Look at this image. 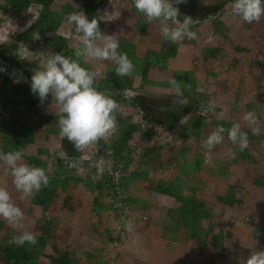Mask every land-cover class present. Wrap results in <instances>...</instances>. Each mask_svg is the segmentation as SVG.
I'll list each match as a JSON object with an SVG mask.
<instances>
[{"label": "rangeland", "instance_id": "1", "mask_svg": "<svg viewBox=\"0 0 264 264\" xmlns=\"http://www.w3.org/2000/svg\"><path fill=\"white\" fill-rule=\"evenodd\" d=\"M84 2L85 0H56V3H67L74 8L82 6ZM232 3L233 0H229L220 6L218 0H187V3L177 5L180 11L199 6L211 8L215 6L213 15L197 20L198 22L192 25L191 30L197 33V39H185L174 43L175 47L177 45L178 54L180 53L179 59L187 57L193 78L191 82L179 81L183 96L189 101L184 107L191 108V113L185 116L182 122L190 124L198 120L200 122L198 133L191 134L193 132L191 130L188 136L182 138L179 137L180 125L167 131L156 124L140 121L143 136L142 140L137 139L132 143L134 149L131 156L135 164L128 173L134 170L132 180L138 187L144 188L142 192L147 194L143 199H139L142 205L124 210L121 216L116 215L114 225H107L104 221L101 223L100 226L103 228L100 230L108 228L110 232L111 241L108 248L99 250L98 236L105 235L95 231L96 224L92 223L95 213L99 210L109 212L110 200L107 198L106 187L97 185L96 178H92L91 183L87 179L85 181L77 160L62 158L58 139H54L50 150L58 153L60 158V164L53 162L51 165L55 170L54 174L57 175L55 180L59 182L60 178L75 177L80 183L83 180L90 184L85 190H80V187L78 190L75 189L65 201L60 197L39 206L31 202V197L20 199L21 194L16 192L14 186L12 187V178L5 174V166L0 162V187L7 188L25 215L22 222L24 228H14L0 218V252L12 236L33 229L37 243L18 246L28 251L31 256L24 262L25 264H52L47 258L40 256L45 251V247L40 245L41 238L46 241L48 247L52 240H55L59 249L64 248L72 252L77 258L76 264H244L252 252L264 250L261 243L264 239V17L259 22L248 24L232 13ZM128 7L122 0H107L103 7L97 9L95 18L100 23L102 34H115L120 42L134 39L135 30L142 31L143 35L147 33L146 36L150 34L151 24L142 14L130 13ZM67 17L68 14L63 13L59 19L60 23L69 25L70 29L60 33L69 39V49L75 53L82 34L76 33L75 26L67 23ZM35 18L32 9L17 13L0 9V43L14 45L15 41H10L13 36ZM209 35L212 37L211 42L208 41ZM41 39L42 34L34 33L31 42L28 40L17 42L11 51V55L17 58L20 56L29 60L32 65L28 70L32 72L45 62L48 53L57 52L53 48L40 46L38 41ZM158 39L170 43L162 34ZM136 43L145 49L148 48L146 46L154 45L145 35ZM154 48L147 50L146 54L155 51ZM102 62L113 64L111 61ZM113 67L112 72L115 73V66ZM3 69H7L9 73L4 89L12 92L17 81L24 79V75L21 68L16 65L7 67L6 63H1L0 74ZM159 72V76L154 80L160 82L158 85L163 88H152L150 91L158 96L163 94L170 97L151 100L154 102L147 106L150 115L157 119L162 117V114L155 111L154 106L159 103L174 105L173 100L176 99L173 87L166 88L167 80L182 76L180 72H176L175 76L170 78L165 72ZM3 80L4 77L0 76V114L4 117L10 109L1 105ZM45 103L55 111L57 105L52 104V96L48 97ZM124 107L133 115L132 119L139 122L138 114L131 113L133 110L130 106ZM247 112L256 113L259 134L254 135L252 126L243 120ZM233 123H239L241 131L248 134V147L244 151L249 159L244 157L241 160L237 157L243 151L239 150L238 144L228 139L225 131L222 134V142L210 150L211 162L205 164L204 153L209 150L202 147V141L219 127L230 129ZM15 141L9 137H1L0 150L22 151L20 142ZM141 142L153 145L157 152L149 153L148 157L144 146H140ZM90 149L92 148L84 152L93 151ZM233 152L236 154L234 159L231 155ZM142 157L146 158L141 160ZM50 158L51 161L53 157ZM69 161L75 166H69ZM180 168L183 170L180 171ZM85 174L90 176L91 172ZM152 186L158 189L166 186L172 188L171 190L178 188L184 198L196 205L192 210L193 214L197 210L200 211L198 212L200 224H204L202 220L204 213L212 214L209 223L213 226L215 236L219 238L216 248L210 246V239L206 237L198 241L184 240L183 230L179 228L175 231L173 223L167 216V209L179 206V202L173 195L158 198L150 196ZM225 192H228V199H235L228 208L219 207L215 198V195H223ZM92 198L99 203L93 205ZM198 204L202 206L199 207ZM78 209L81 211L72 213L71 219L67 220L68 224L82 217L80 221L88 217L89 222L83 225L79 222L73 227L61 224L65 215L63 211L71 212ZM164 227L166 230L162 231ZM51 233L54 239H50ZM50 249L47 251L51 253Z\"/></svg>", "mask_w": 264, "mask_h": 264}, {"label": "trees", "instance_id": "2", "mask_svg": "<svg viewBox=\"0 0 264 264\" xmlns=\"http://www.w3.org/2000/svg\"><path fill=\"white\" fill-rule=\"evenodd\" d=\"M106 1L107 0H85L82 6L74 8L67 3H56V0H0V9H6L9 13L25 12L27 9H32L33 13L36 15L35 20L30 22L23 30H20L18 32L19 34L17 33L13 36L10 41H15V44L20 41H30L33 39L34 33L38 35L42 34V39L38 41L40 46H45L51 49L53 48L57 52H63L67 57L76 59L74 50L72 51L69 49V39L62 36L60 33V31L67 32L70 29L69 25L67 26L60 23V15L63 13L69 15L73 12H80L79 9H81L89 19H92L95 18L97 9L103 7ZM227 1L229 0H218V3H221L220 6H223ZM122 2L129 6L128 9L130 13L134 15L141 14L132 3L133 0H122ZM213 7L199 6L198 8L183 9L180 11L178 19L182 22L184 16L188 15L196 21L202 20L204 17H209L211 14L213 15L215 12ZM203 14H205V16H202ZM151 26L152 28L149 31L150 34L147 36V33L144 34L145 37L149 39L150 43L154 44L151 47L146 46L148 48L145 49L136 43L137 40L144 37L140 30L134 31V39L130 41L125 40V42H120L118 40L120 45L118 51L126 52L135 66L131 76H116L115 73L112 72V69L114 68L113 65L116 67L114 63L109 65L106 64V62L90 60L87 57L79 58L82 67L90 71H96L97 69L100 70L101 76L97 78L95 85L99 91L104 92L105 94H111L121 105L120 111L116 113L118 122L117 132L112 135L107 142L100 140L89 147L93 149V151L89 152H76L73 145L66 138L62 140L60 136H58V106L55 111H52L47 103L44 102L41 104L37 99L38 96L31 92L30 85L33 72L28 70V67L31 66L32 63L20 56L17 58L15 55H11L12 48H14L15 44L8 46V43H0V65L1 63H6L7 67L13 65L19 66L24 75V79L16 84L15 89L12 92H7V90L4 89V84L9 76V73H7L8 70L3 69L2 74H0V76L4 77L2 82L3 88L1 89V105L10 109L6 116L3 117L0 114V139L1 137H9L12 140L19 141V146L22 147V152L24 153L23 159L30 165L44 168L46 174L49 176V186L42 187L34 197L30 198L31 202L35 205L42 206L46 201L50 202L52 199L60 197L65 201L75 189L78 190L77 188L80 187V190H85L87 185L91 183V179L96 178L97 176L95 179L97 180V183H95L102 187L105 185L107 198L110 200L109 212L104 209L99 210V212L95 213V219L92 222L96 224L95 231H100V233H103L106 236H102L101 234L98 236V246L100 251L106 250L108 248V243L111 241L108 228L100 230L103 228L100 226L101 223L105 222L107 225H114L116 215L121 216L123 215L124 210L134 207L137 204H143L141 200L135 198L134 193L138 190L137 188H139L131 178L135 172L128 173L129 170L125 167L126 164L131 161L132 166L135 164L133 162L134 158L132 159L131 156L132 149H134L132 143L134 141L136 142L137 139L142 140L141 136H143V134L140 127V121H144L148 124H156L162 129H167V131L168 129H174V126L176 125H180L179 137L181 136L182 138L188 136L191 130L193 131L191 134L198 133L199 129L200 122H198V120L190 124L189 122L187 124L182 122L184 117L191 113V108L159 103L154 106V110L158 111L159 114H162V117H159L158 119L153 118L150 115L149 110L146 108L150 102L155 101L154 99H151L152 97H156L157 99L162 97L165 98V96L166 99H169L170 97L169 95L163 96V94L158 96L150 91L152 88H163L158 85L160 82H157L156 80L154 81V79L159 76V71L165 72L170 78L174 77L176 72H180V74H182L181 77H174L178 83L179 81H181V83L193 81L187 57L179 59L180 53L178 54V49L176 48L177 45L175 47L174 43L168 44L158 39V36L162 34L160 31L161 26L158 21L151 23ZM152 48L156 50L147 52L146 54V51L152 50ZM155 69L159 71H156ZM167 81L169 82V80ZM168 82L166 83V88L171 89L170 87H172V85ZM49 97H51L50 94ZM124 105L132 108L133 111L131 113L138 114L139 122H135L132 119L133 115L127 112ZM54 139H58L59 153H65V158L67 159L77 160L78 166L81 169L80 173H83L84 180L86 181L87 179L90 183L83 182V180L82 183H80L77 181L78 178L75 177H72V179L60 178L58 179L59 182L55 180L57 175L54 174L55 170L51 168V165L53 162L54 164H60V158L58 153L50 150V146ZM150 145L151 144L145 142L140 143L141 147L144 146L143 149L145 152H148L146 154L148 157L150 156L149 153L153 154L157 152V148ZM51 156L53 159L50 161ZM237 157L241 160L244 157L249 159L248 154H246L245 151ZM145 158L146 157H142L141 160H144ZM182 159L185 160V157ZM105 167L111 169L119 167L121 172L120 177L117 180H112V176L105 171L107 170ZM179 170L182 171L183 168L182 170L181 168ZM88 171L91 172L90 176L89 174H85ZM1 183L4 184L3 182ZM171 189L172 188L169 186H166L165 188H161L159 193L165 196L173 195L175 200L179 202V206L167 209V216L173 223V229H175V231L179 228L183 230L182 237L186 241H198L202 237L209 238L210 246L215 249L218 245L219 238L215 236L213 226L209 223L211 214L204 213L202 215V217L204 216L202 218L204 224H200L201 218L198 216V212L200 211L197 210L194 214L192 212L196 205L184 198L178 188H174V191ZM227 194L228 192H225L223 195L216 196L217 205L219 207L228 208L235 202V199H228ZM76 195L78 196L79 194ZM92 199L93 205L99 203L95 198ZM190 206L191 208H189ZM197 206L200 207L202 205L198 204ZM80 211L81 209L73 210L71 212L68 210L63 211V214L65 215L61 224L73 227L75 224L78 225L79 222H81L82 225L89 222L90 219L88 217H85L80 221L83 218L82 217L79 220L72 222L73 224H68L67 220L71 219L70 215L72 213H79ZM55 226H57V224ZM165 227L162 231L166 230ZM33 231L34 229L32 231L30 230V232ZM53 231L54 230H52V232ZM49 237L50 239L55 238L52 233ZM41 239L40 245L45 247V251L40 254L41 257L47 258L52 264H76L77 258L73 256L72 252H69L64 248H62V250L59 249L55 240H52V243H50L51 245L48 247L46 241ZM261 243L264 248V239ZM7 245L0 252V264H25L24 262H27V259L29 260L31 257L28 251H24L22 247ZM47 249H50L51 253L47 251Z\"/></svg>", "mask_w": 264, "mask_h": 264}, {"label": "clouds", "instance_id": "3", "mask_svg": "<svg viewBox=\"0 0 264 264\" xmlns=\"http://www.w3.org/2000/svg\"><path fill=\"white\" fill-rule=\"evenodd\" d=\"M134 6L149 24L158 21L163 38L170 43L181 42L185 39H197V33L191 30L194 20L185 15L181 22L180 9L177 5L187 3V0H133ZM232 13L242 21L252 24L264 17V0H233ZM105 15H108L105 13ZM67 23L75 26V32L82 34L80 43L76 45L75 57H67L63 52L48 53L45 62L33 70L31 76V92L38 96L43 104L49 97L59 108V136L67 139L76 152H84L100 140L105 142L118 130L116 113L121 105L112 97L98 90L95 82L101 76L99 69L90 71L81 66L79 58L90 60L111 61L115 67L116 76H131L135 66L126 52L118 51L120 45L117 35H104L96 18L89 19L83 11L68 15ZM211 35L208 41L211 42ZM19 82V81H17ZM176 99L173 104L185 106L189 103L183 96L180 84L173 78L169 80ZM243 120L252 126V133L259 134V120L255 112H247ZM227 131L228 139L238 144L242 152L248 147V134L241 131L239 123H233L230 129L219 127L202 141V147L209 151L204 153L205 164L211 162L210 150L223 140ZM20 150L4 152L0 150V162L5 166V174L10 175L20 199L34 197L42 187H48L50 178L44 168L33 166L23 159ZM61 153V157H65ZM235 158V153H231ZM69 166H75L69 161ZM0 218H3L14 228H24L23 210L14 201L6 187H0ZM35 245L36 235L23 231L8 240V244L22 246ZM244 264H264V250L252 252Z\"/></svg>", "mask_w": 264, "mask_h": 264}, {"label": "crops", "instance_id": "4", "mask_svg": "<svg viewBox=\"0 0 264 264\" xmlns=\"http://www.w3.org/2000/svg\"><path fill=\"white\" fill-rule=\"evenodd\" d=\"M155 81V80H154ZM142 93V92H141ZM151 99H157L156 97H152ZM183 157V156H182ZM126 168L127 167H129V168H127L129 171H130V168L132 167V162H130V163H127L126 164V166H125ZM131 172H133L134 173V170H131ZM178 180H182V179H178ZM153 187V186H152ZM154 188V187H153ZM153 188H152V190L150 191V193H149V195L150 196H153L154 198H158V197H165V195H163V194H161V193H159V191H160V189H158V188H154V190H153ZM138 189V190H137ZM136 190V192L134 193L135 194V198H137L138 200L139 199H143V197H145V195L147 194V193H143L142 191H143V189L144 188H140V186H139V188H137ZM219 196V195H218ZM215 198H216V195H215ZM146 201V200H145ZM138 206H139V204H137ZM141 205V204H140ZM212 215V214H211ZM176 234V233H175ZM183 235V234H182ZM173 239H175V236H174V238ZM187 241H189V240H187Z\"/></svg>", "mask_w": 264, "mask_h": 264}, {"label": "built area", "instance_id": "5", "mask_svg": "<svg viewBox=\"0 0 264 264\" xmlns=\"http://www.w3.org/2000/svg\"><path fill=\"white\" fill-rule=\"evenodd\" d=\"M105 165V164H104ZM106 168V167H105ZM107 170H105L109 175H111V179L112 180H117L119 177H120V170H119V167L118 168H114V169H111V168H106ZM97 178V176H96Z\"/></svg>", "mask_w": 264, "mask_h": 264}, {"label": "flooded vegetation", "instance_id": "6", "mask_svg": "<svg viewBox=\"0 0 264 264\" xmlns=\"http://www.w3.org/2000/svg\"><path fill=\"white\" fill-rule=\"evenodd\" d=\"M146 108H147V106H146ZM148 110V109H147ZM158 112V111H157Z\"/></svg>", "mask_w": 264, "mask_h": 264}]
</instances>
